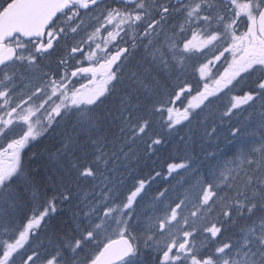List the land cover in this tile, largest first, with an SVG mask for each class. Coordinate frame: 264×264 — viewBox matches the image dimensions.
Returning a JSON list of instances; mask_svg holds the SVG:
<instances>
[{"label": "snow or ice", "instance_id": "obj_1", "mask_svg": "<svg viewBox=\"0 0 264 264\" xmlns=\"http://www.w3.org/2000/svg\"><path fill=\"white\" fill-rule=\"evenodd\" d=\"M0 264H264V0H0Z\"/></svg>", "mask_w": 264, "mask_h": 264}, {"label": "trees", "instance_id": "obj_2", "mask_svg": "<svg viewBox=\"0 0 264 264\" xmlns=\"http://www.w3.org/2000/svg\"><path fill=\"white\" fill-rule=\"evenodd\" d=\"M44 147L37 148V152H44L45 148L48 147V143L44 142ZM182 154L176 153L173 149V145L171 143L164 145L161 147V150L159 153H157L155 156H153L151 159L146 160V162L142 165L144 173L146 174L149 171H152L153 169L162 171L165 175H167V168L166 165L169 162H173V160L179 159V157ZM155 161V163H153ZM201 171H206V169H201ZM175 176V173L173 174ZM177 180L180 182L178 183ZM195 183V181L192 179V177L189 174H185L183 178L177 177L176 180H173L171 177L168 179H161L157 178L154 184L151 188V194L156 193L158 190H163L164 188H168V200L167 203H171L172 201L177 200V198H182L183 193L186 189H190L191 185ZM151 196L147 197L145 199V202H143L141 206V210L146 213H151L152 209L148 206V200H150ZM58 212H60V216L58 219L66 218L64 217V209L61 207H58Z\"/></svg>", "mask_w": 264, "mask_h": 264}, {"label": "bare ground", "instance_id": "obj_3", "mask_svg": "<svg viewBox=\"0 0 264 264\" xmlns=\"http://www.w3.org/2000/svg\"><path fill=\"white\" fill-rule=\"evenodd\" d=\"M43 147V145L42 146H40L39 148L41 149Z\"/></svg>", "mask_w": 264, "mask_h": 264}, {"label": "rangeland", "instance_id": "obj_4", "mask_svg": "<svg viewBox=\"0 0 264 264\" xmlns=\"http://www.w3.org/2000/svg\"><path fill=\"white\" fill-rule=\"evenodd\" d=\"M46 143H48V142H46Z\"/></svg>", "mask_w": 264, "mask_h": 264}]
</instances>
